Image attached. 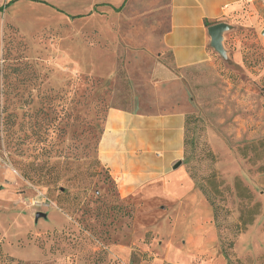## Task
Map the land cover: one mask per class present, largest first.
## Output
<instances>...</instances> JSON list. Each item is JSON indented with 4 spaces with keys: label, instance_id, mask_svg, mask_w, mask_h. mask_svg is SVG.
Here are the masks:
<instances>
[{
    "label": "rangeland",
    "instance_id": "374dc122",
    "mask_svg": "<svg viewBox=\"0 0 264 264\" xmlns=\"http://www.w3.org/2000/svg\"><path fill=\"white\" fill-rule=\"evenodd\" d=\"M168 26V0L0 12V264H264V26L185 68ZM110 109L184 112L174 180L122 194L97 154Z\"/></svg>",
    "mask_w": 264,
    "mask_h": 264
},
{
    "label": "crops",
    "instance_id": "0c3cea01",
    "mask_svg": "<svg viewBox=\"0 0 264 264\" xmlns=\"http://www.w3.org/2000/svg\"><path fill=\"white\" fill-rule=\"evenodd\" d=\"M168 1L169 26L162 35V44L175 68L202 64L212 58L214 52L206 31L210 24L224 21L264 26V0ZM225 37L224 34L223 46L227 51ZM166 71L160 78L172 79L173 74ZM183 139L181 110L141 113L110 109L97 154L127 196L151 185L158 189L163 181L174 180L178 172L173 170V164L183 156Z\"/></svg>",
    "mask_w": 264,
    "mask_h": 264
},
{
    "label": "water",
    "instance_id": "95a60500",
    "mask_svg": "<svg viewBox=\"0 0 264 264\" xmlns=\"http://www.w3.org/2000/svg\"><path fill=\"white\" fill-rule=\"evenodd\" d=\"M233 28L232 24H229L224 21H219L207 26L206 31L207 35L209 36V47L217 53L221 58L225 59L227 56V51L223 46V36L224 33ZM180 164L178 160L173 164V168H176ZM45 214L41 212L35 213V218L44 217Z\"/></svg>",
    "mask_w": 264,
    "mask_h": 264
},
{
    "label": "trees",
    "instance_id": "16d2710c",
    "mask_svg": "<svg viewBox=\"0 0 264 264\" xmlns=\"http://www.w3.org/2000/svg\"><path fill=\"white\" fill-rule=\"evenodd\" d=\"M15 0H9L8 2H6L5 4H3V5H1L0 6V11H2L6 6H8V5H10L12 2H14ZM37 1H39V0H37ZM205 25H209V23L208 22H205ZM185 121H186V116H185V114H184V136H185ZM103 130V129H102ZM9 131V133H12L13 131L12 130H8ZM101 133H102V131H101ZM101 136V135H100ZM99 139H100V137H99ZM98 143H99V141H98ZM184 147H185V144H184V139H183V153H184V151H185V149H184ZM98 160H99V158H98ZM108 169V168H107ZM22 174H23V176L25 177V178H27V179H32L33 178V176H32V174H30V173H28V172H26V171H23L22 172ZM51 177V174H48V178H50ZM53 178H56L55 176L53 177ZM225 257H227L226 255H225ZM228 258V257H227Z\"/></svg>",
    "mask_w": 264,
    "mask_h": 264
}]
</instances>
